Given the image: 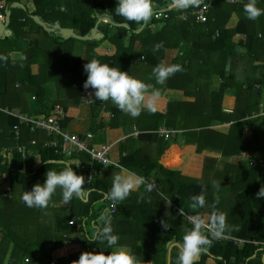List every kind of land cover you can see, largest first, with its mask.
Returning a JSON list of instances; mask_svg holds the SVG:
<instances>
[{"label":"crops","instance_id":"obj_1","mask_svg":"<svg viewBox=\"0 0 264 264\" xmlns=\"http://www.w3.org/2000/svg\"><path fill=\"white\" fill-rule=\"evenodd\" d=\"M223 1L218 0L221 7H225L226 2L239 4L243 0H236L235 3ZM62 2L61 11H65L66 7L71 8L70 0H62ZM16 3L22 5L16 8L25 9L30 14L36 10L32 0H20L14 4ZM260 3L261 1H257L256 6L264 9ZM173 5L163 10L172 8ZM153 6L154 12L162 11L156 5ZM241 16L240 13L234 12L227 23V28H236L242 19ZM243 16L251 23L254 21L263 23L264 15L256 20H249L246 13ZM40 18L45 22L42 17ZM109 19L108 16L99 18L98 31L101 34L102 27L110 23ZM147 23H150L153 32L162 26V24H151V19L145 22ZM46 24L50 28H55L57 24L63 28H70L58 21ZM143 28L144 26L137 31L140 32ZM8 29L10 33L0 37L3 40L9 39L0 42V55L7 58L0 61V72L9 71V89L11 90L12 87L19 86L21 83L16 79H20L19 77L23 79L28 75L21 62L33 50V44L38 41L41 46H45L49 40L41 30L36 28L31 30L28 24L19 30L23 35L14 42L16 32L11 25ZM49 33L61 36L58 29L56 32ZM242 38L245 39L246 36L243 35ZM74 46V52L83 60V67L87 44L77 41ZM188 48L189 45L182 42L171 46L157 64L148 66L141 42L136 43L135 56L133 55L132 60L139 69L132 70L129 75L152 86L146 94L145 107L140 116L133 118L121 113V119L111 125L114 114L112 111L106 112V102L95 101L94 97L89 100L85 95L87 90L85 88L81 104L78 107H70L66 111V117L71 118L67 130L82 136L92 147L99 148L108 142L115 143L110 156L116 164L120 165L122 158L135 154L143 146L140 161H152L156 165L151 177H145L155 182L154 190L148 193L145 191V186L141 185L124 201L117 202L119 218L112 223L114 233L119 236V244L130 249L136 255L139 264H168L170 252L171 263L174 259L177 264L179 244L182 242L184 231L192 227V223L178 214V209L193 215H201L207 220L214 210L211 205L219 198L220 202L215 210L226 214L229 225L237 226L240 220L235 209L236 203L232 189L253 185L256 180L250 175L247 176L243 166L247 169L264 162V155L261 152V149H264V82H258L260 79L264 80V51L261 50L259 55H256L248 52L243 46H236L233 48L235 53L233 57L220 58L216 55L218 53H208L203 50L200 54L192 55L193 61L189 63L188 60H183ZM116 52L117 46L109 40H105L96 48V53L101 57H111ZM44 56L37 54L33 58L34 62L29 66L30 74L40 77L44 71ZM176 59L179 60L180 65L184 64L181 65L183 71L171 76L163 86L156 84L155 78L152 77V69L161 63L173 64ZM223 76L226 77L225 81ZM3 78L2 75V81ZM0 84L2 85L0 92H5L3 86L5 84L1 81ZM250 84H253L257 96L250 94V97L245 98L247 93L243 92V88ZM29 86L35 85L29 84ZM43 87L45 89L43 102H40L32 92L27 95L29 107L31 105L29 111L32 114L48 115L52 105L58 99L56 83L52 85L46 83ZM152 89H158L160 92V96L155 100L157 108L155 113L147 110V99L151 97ZM240 94L243 97L238 109ZM3 100L6 102L11 99ZM94 103L98 106V111L99 108L102 109L99 120L102 121L103 126L92 134L90 128ZM255 106L259 108V111H254L250 115L249 111ZM111 107L118 109L116 106ZM13 109L20 110L18 107ZM3 123L4 121L0 118V131L4 129L1 126ZM164 127L176 131V134L165 140L159 133V130ZM250 151L260 152L259 155L263 161L251 165L245 159V153ZM139 168L131 171L144 173V170ZM128 170L121 167L119 173L109 171L103 174L109 190L114 175ZM140 175L143 176V174ZM1 180L2 176H0V192H6L7 196L0 199V264H12V261L16 260L18 264H24L25 259L29 258L23 256L21 249L16 247L12 240L1 243L4 234L8 231L16 234L23 243L42 242L57 246L54 258L59 259V264H66L67 257H70L73 263L77 261L84 253L82 243L87 236L82 234L79 221L75 220L76 225L69 224L72 211H78L80 207L76 198L71 204L63 205L61 190L57 189L46 209L29 208L19 198L22 193L21 187L17 186L14 191L10 181L1 182ZM39 180L41 184L44 183L45 173L40 175ZM213 181L221 186L214 189ZM188 182L211 185L206 196L208 207L194 210L190 207V198H182L177 194V187ZM262 186L264 182L261 183L260 187ZM85 190L89 198L90 192L88 193L87 188ZM162 222L168 224L170 228L165 230ZM102 223L99 220L98 225ZM88 232L92 236V228L89 227ZM110 251H116V248L107 249V254ZM202 255L197 257L196 264L200 262ZM30 264L38 263L31 261ZM204 264L219 263L215 257L209 256Z\"/></svg>","mask_w":264,"mask_h":264},{"label":"trees","instance_id":"obj_2","mask_svg":"<svg viewBox=\"0 0 264 264\" xmlns=\"http://www.w3.org/2000/svg\"><path fill=\"white\" fill-rule=\"evenodd\" d=\"M16 1L20 0H8L7 2L8 9L12 10L10 25L16 32V38L13 39L14 42H17L23 35L19 30L28 24L31 26V30L33 28L41 30L49 40V43L45 46H41L38 41L33 44V50L21 62L24 71L26 70L28 75L23 79H21L22 77L16 79L21 82L19 86L12 87L10 90V82L8 79L9 71L0 72V81L5 84L3 85L5 92L1 91L0 96L3 99H11L5 102L0 98V107L9 109L18 107L23 113H30V107L26 101L27 94L34 92L36 98L40 102H43L45 89L42 83L48 82L50 79L54 80V78L57 81L58 99L52 105V108L55 105H61L67 111L70 107H78L81 104L82 94L84 92L83 85L87 79L84 65L92 59L99 61L101 59V63H107L110 66L120 68L129 74L134 68L132 58L138 41L142 44V52L148 66L157 64L168 48L176 46L181 42L189 45L187 53L183 57V60H188L189 63L193 61L192 55L200 54L203 50L208 53L225 54L227 52L232 54L233 48L243 46L248 52L256 55H259L261 50L264 51V18L263 23H259L258 21L251 23L242 15L244 5L249 0H243L239 4H229L226 2L227 6L225 4V7H221L218 0H199L186 9L171 8L166 10L163 9L174 4V0H153V5H156L159 10H163L160 19H155L153 16L151 18V24L157 22L162 24L161 28L155 32L150 28V23L129 22L117 15L115 12L117 0H70L71 8L66 7L67 11H61L60 9L63 5L62 0H32L36 7V10L32 14L22 8H13L12 6ZM257 1H261L260 6L264 8V0ZM209 2L212 4V8L208 15L207 23H198L195 15H190L188 19L181 17L184 12H191L193 9H198ZM221 2L224 1L221 0ZM234 12L240 13L242 19L236 28L228 29L227 23ZM34 15L42 17L48 24L58 21L65 27L73 28L76 34L81 36L90 35L99 18L102 16H108L110 23L102 27L101 32L103 37L98 40L84 41L73 37L64 39L61 36H55L53 33H49L33 19ZM122 24H127L128 27L122 26ZM143 26L144 28L140 32H136ZM217 31H219V36L215 37ZM243 35L246 36L245 39L242 38ZM170 36L172 37L168 39L167 37ZM8 40V38L6 40L0 38V42ZM105 40H109L117 46V52L114 56L101 57L96 53V48ZM77 41L87 44L88 47L83 67V60L74 52V45ZM161 42L164 47L159 52H154V46ZM37 54L45 55L43 60L44 71L40 77L29 73V66L34 62L33 58ZM173 64H180L179 60L176 59ZM181 65L184 64L181 63ZM2 75L4 76L3 81ZM223 77L225 81L226 77ZM258 82H264V80L262 81L260 79ZM29 84L35 86L30 87ZM0 86L2 85L0 84ZM243 92L247 93L244 96L245 98L250 97V94L256 95L253 84L244 87ZM242 97L241 94L240 98L238 97V109L241 105ZM110 101L105 103L107 104L105 110L106 112H113L114 115L112 116L114 117L112 118L111 125H114L118 119H121V113L123 112L119 109L109 107L108 103ZM97 107L96 103H94L92 107V126L90 128V133L92 134L103 126L102 121L99 120L102 109L99 108L98 111ZM254 111L258 112L259 108L257 106L253 107L249 111V114L252 115ZM0 118L4 121L3 125H1L4 129L0 131V176H2L1 182L10 181L12 190L15 191V188L18 186L21 187L22 192L26 190L30 191L33 185L40 183V175L47 172L48 169H56L57 167L62 169L61 167L66 166L64 163L57 162L61 159H65L78 175L85 177L88 168L92 164L90 156L85 152H75L72 156H64L61 150L47 148L45 144L51 137L42 130L34 131L27 126L21 127V138L19 142L28 149L26 157H23L17 151H3L4 148L15 147L17 144L15 134L12 130L14 125L18 123V119L4 112H0ZM70 121V117L64 118L62 121L64 129H67ZM261 152L264 155V149H261ZM142 153L143 146L135 154L122 158L119 166L111 165L103 167L97 165L98 175H96L93 183L87 186V188L92 190L88 200L83 202L76 198V202L80 207L78 211H72L69 221H74L76 224V221L81 223L80 229L82 234L87 236V239L82 243L84 252L99 253L102 251L104 254H107V246L105 244L96 243L95 241L91 242V238L95 237L96 228L103 226V223L98 225L100 215L105 209H110V204L105 202L103 195V192H108L109 190V185L106 184L103 174L109 171L119 173L121 167L134 171H136L135 168L140 167L144 170V173L138 172L139 174H143L146 178L151 177L156 165L152 161H140ZM37 158L40 164L35 168L33 165L36 163ZM243 169L246 171L247 176L250 175L256 182L253 185L242 186L239 189L234 187L235 189H232L236 203L235 209L240 222L237 226L236 224L233 226V231L226 232L225 234L242 238H256L264 242V198H258L256 195L261 188V183L264 182V162L258 166H250L247 169L243 166ZM210 188L211 185L188 182L180 184L177 187V194L182 198H191L193 195L204 193L206 197ZM220 195L222 194L220 193ZM117 212L118 210L111 212L113 222L119 218ZM89 227L93 230L92 236L88 232ZM11 240L16 247L21 249L24 254L23 256L31 259L32 263L53 264L57 246L42 242L23 243L16 234L10 233L9 231L4 234L1 243L4 244L5 241L9 242ZM263 255L264 245L255 246L247 243L239 247L231 239H215L212 240L208 251L203 253L202 259L198 264H204L209 256L215 257L219 264H264V260H262ZM12 264H18V260L12 261ZM171 264H175L174 259Z\"/></svg>","mask_w":264,"mask_h":264},{"label":"clouds","instance_id":"obj_3","mask_svg":"<svg viewBox=\"0 0 264 264\" xmlns=\"http://www.w3.org/2000/svg\"><path fill=\"white\" fill-rule=\"evenodd\" d=\"M196 0H174L175 5L181 9H186L194 5ZM257 0H249L244 5V12L249 20H256L264 15V9L256 6ZM115 12L126 21L137 23L149 21L154 14L153 0H117ZM164 47L163 43H157L153 51L159 52ZM0 55V61L6 60ZM87 79L84 82L85 89L94 90V100L100 103L111 102L123 113L135 118L140 116L146 103V94L152 87L144 81L134 78L128 72L120 68L101 63L92 59L84 65ZM183 71L180 64H158L152 69V77L158 85H165L167 80ZM151 78V77H150ZM160 96L158 89H152L151 97L147 99V110L155 113L157 108L155 100ZM86 183L83 175H78L71 166H64L61 170L48 169L45 173L43 184L36 183L32 189L23 191L20 200L29 208L46 209L52 200L57 189L61 190L63 205L71 204L74 198L81 201L86 199V190L83 185ZM144 185L145 191L151 193L155 188V182L149 181L144 176L128 170L116 174L112 180L111 189L107 192L106 198L113 202L124 201L133 190ZM215 181L212 187H220ZM258 198H264V186L256 194ZM143 199V196H141ZM190 207L194 210L205 209L207 204L204 193L191 196ZM219 198L211 205L214 209L206 220L201 215L191 217L192 227L186 228L179 244V256L177 264H196L197 257L206 253L212 244V240L219 239L226 232L234 230L232 225L227 223V216L222 211H217L216 205ZM103 222L102 227H97L95 237L91 242L105 244L107 249L113 247L116 251L104 252H84L74 264H139L136 255L126 246L119 244V236L114 233L112 227L111 209H105L99 217ZM71 223V222H70ZM165 230L170 226L162 222ZM211 237V239H209ZM90 242V243H91Z\"/></svg>","mask_w":264,"mask_h":264},{"label":"built area","instance_id":"obj_4","mask_svg":"<svg viewBox=\"0 0 264 264\" xmlns=\"http://www.w3.org/2000/svg\"><path fill=\"white\" fill-rule=\"evenodd\" d=\"M230 3H235L236 0H227ZM8 0H0V23H4L6 20V11L8 9ZM212 4L206 3L203 6H201L198 9H193L191 12L186 11L182 14L183 19H188L190 15L196 16V21L201 24H205L208 21V15L211 11ZM163 11H155L153 14V17L155 19H160L162 17ZM219 36V31L215 33V37ZM85 95L89 100H92L94 97V90L93 89H87L85 91ZM0 112H4L9 115H13L18 119V123L14 125L13 132L15 134V139L17 141V144L15 147L11 148H4V151L7 152H13L17 151L18 153L22 154L23 157H26L28 153V149L25 145H22L19 140L21 138V127L27 126L35 130H42L47 133V135L50 138L45 144L47 148H53L61 150L64 156H72L75 152H85L87 153L92 161L91 166L88 168L87 173L85 175V181L86 183L83 185V187L87 188L88 185H91L93 181L95 180V177L98 173V169L96 165H100L103 167H108L111 165L119 166L111 159V150L115 143L108 142L106 144H103L99 148H94L91 146V144L84 139L82 136L70 132L67 129L63 128L62 121L66 117V110L61 105H55L50 113L48 115H35L30 113H23L20 110L15 109H9V108H2L0 107ZM159 133L162 137H164L165 140H168L172 138L176 131L169 130L167 128H161L159 130ZM245 159L251 164L256 165L258 163H261L263 160L261 159L260 155L256 151H250L245 153ZM59 163H64L67 166H70L68 162H66L65 159L58 160ZM88 193L92 190L87 188ZM107 192H103L104 199L106 202L110 204L111 212H115L117 210L118 203L113 202L106 198ZM7 196L6 192H0V199ZM88 197L86 196V199L83 201H87ZM178 214L183 217L188 222L192 223L191 217L195 216L191 213H187L181 209H178ZM71 222V223H70ZM70 225H76L74 221H70ZM221 240H228L231 239L234 241V243L242 247L247 243H251L255 246H263L264 242H261L257 240L256 238H242V237H236V236H230L225 234L223 237L219 238ZM31 259L27 258L25 259L24 264H30ZM59 259L54 258L53 264H59ZM66 264H73L70 257H67Z\"/></svg>","mask_w":264,"mask_h":264},{"label":"water","instance_id":"obj_5","mask_svg":"<svg viewBox=\"0 0 264 264\" xmlns=\"http://www.w3.org/2000/svg\"><path fill=\"white\" fill-rule=\"evenodd\" d=\"M199 0H196L195 3H197ZM21 6V4L16 3L14 4L12 7H17V6ZM172 8H179L177 5L172 6ZM171 9V7L169 8ZM11 19H12V10L11 9H7L6 11V20L4 23H0V37H5L6 35H8L10 33V30L8 29L10 24H11ZM33 19L35 21H37L41 26H43L47 31L49 32H56V29H58L60 35L64 38V39H69L71 37L79 39V40H98L102 37V34L98 31L99 28V24L100 21L97 22L96 26L93 28L92 32L90 35L87 36H81L76 34L75 30L73 28H63L60 25H56L55 28H50L45 22H43L41 20V18L39 16L34 15ZM110 21V19L108 20ZM122 26L128 27L127 24H122ZM139 32V31H137ZM168 264H171V252L169 253V260H168Z\"/></svg>","mask_w":264,"mask_h":264},{"label":"rangeland","instance_id":"obj_6","mask_svg":"<svg viewBox=\"0 0 264 264\" xmlns=\"http://www.w3.org/2000/svg\"><path fill=\"white\" fill-rule=\"evenodd\" d=\"M163 11V10H162ZM242 15H245V12H242ZM157 25H159V24H161V23H159V22H157L156 23ZM138 52V51H137ZM231 52V51H230ZM139 53V52H138ZM233 54V55H232ZM232 54H230V53H219V54H216L218 57H222V58H225L226 56H229V57H233L234 56V53H233V50H232ZM135 56V55H134ZM136 58V57H135ZM133 66H134V69L133 70H137L138 71V69H139V66H137L135 63L133 64ZM57 81H56V79L54 78V80H49L48 82H44V83H42L43 85L44 84H46V83H49L50 85H52V84H55ZM32 93H34V92H32ZM35 94V93H34ZM28 95V94H27ZM36 97V96H35ZM26 101H27V103L29 104L30 102H29V100H27V98H26ZM109 104V107H111V106H115L112 102L111 103H108ZM30 107H31V105H30ZM39 164H40V162H39V159L37 158V160H36V163L33 165L35 168L36 167H38L39 166ZM61 168H63V167H61ZM55 170H57V171H59V170H61V169H59L58 167L55 169ZM46 173V172H45ZM65 207V206H64ZM52 208V207H51ZM64 209V208H63ZM49 213H51V211H48ZM50 220H51V218H50ZM18 234V233H17ZM19 235V234H18Z\"/></svg>","mask_w":264,"mask_h":264}]
</instances>
